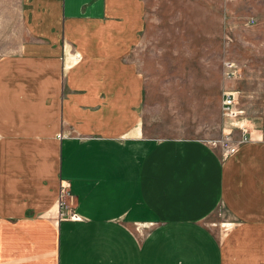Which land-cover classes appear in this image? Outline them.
Segmentation results:
<instances>
[{
  "label": "crops",
  "instance_id": "crops-1",
  "mask_svg": "<svg viewBox=\"0 0 264 264\" xmlns=\"http://www.w3.org/2000/svg\"><path fill=\"white\" fill-rule=\"evenodd\" d=\"M18 7L25 39L0 56V264H224L210 213L264 248V129L236 121L247 140L225 157L143 134V0ZM60 184L74 218L55 215Z\"/></svg>",
  "mask_w": 264,
  "mask_h": 264
},
{
  "label": "rangeland",
  "instance_id": "rangeland-1",
  "mask_svg": "<svg viewBox=\"0 0 264 264\" xmlns=\"http://www.w3.org/2000/svg\"><path fill=\"white\" fill-rule=\"evenodd\" d=\"M143 2L144 25L132 56L142 79L144 136L199 140L220 152L223 130L235 139L236 121L253 119L264 129V0ZM24 39L18 0H0V56L16 52ZM226 62L234 66L232 77L225 75ZM229 90L237 92L238 114L227 119L219 103ZM65 191L62 210L70 212ZM57 201L58 193L56 217L73 214L58 213ZM229 218L210 213L202 221L222 244L224 264H259L264 248L255 225Z\"/></svg>",
  "mask_w": 264,
  "mask_h": 264
},
{
  "label": "built area",
  "instance_id": "built-area-1",
  "mask_svg": "<svg viewBox=\"0 0 264 264\" xmlns=\"http://www.w3.org/2000/svg\"><path fill=\"white\" fill-rule=\"evenodd\" d=\"M225 70V75L226 77H232L234 73V66L232 63H225V66H223ZM237 101V92L234 90H229V91H222L221 98H220V103H219V111L220 115L224 118L230 119L231 117H235L238 114V111L235 109V104ZM241 135L237 139H229L230 136L229 130H223V132H226L224 135L226 136L225 138L221 139V145H220V154L222 157H225L227 155L232 154L235 152L237 145L240 144L241 142L247 140V136H245V131L243 129H240ZM66 186L63 184L59 185L58 189V213H71L69 212V208L67 211L62 210L64 208H67V205L64 201V195H66L65 191ZM70 217L74 218V215L71 214Z\"/></svg>",
  "mask_w": 264,
  "mask_h": 264
}]
</instances>
